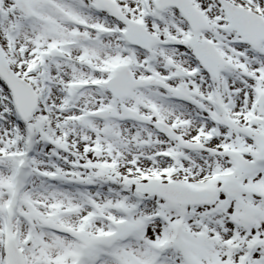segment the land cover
Listing matches in <instances>:
<instances>
[{
    "label": "snow or ice",
    "instance_id": "obj_1",
    "mask_svg": "<svg viewBox=\"0 0 264 264\" xmlns=\"http://www.w3.org/2000/svg\"><path fill=\"white\" fill-rule=\"evenodd\" d=\"M0 264H264V0H0Z\"/></svg>",
    "mask_w": 264,
    "mask_h": 264
}]
</instances>
